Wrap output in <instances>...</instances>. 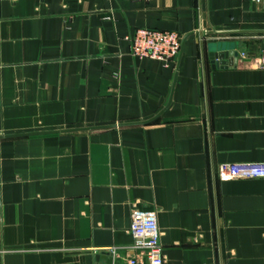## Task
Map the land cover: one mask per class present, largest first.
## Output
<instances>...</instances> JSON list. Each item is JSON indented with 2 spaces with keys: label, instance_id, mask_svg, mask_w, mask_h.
Returning <instances> with one entry per match:
<instances>
[{
  "label": "crops",
  "instance_id": "0c3cea01",
  "mask_svg": "<svg viewBox=\"0 0 264 264\" xmlns=\"http://www.w3.org/2000/svg\"><path fill=\"white\" fill-rule=\"evenodd\" d=\"M139 27L182 36L178 69L131 53ZM262 30L252 0H0V264L112 246L125 263L137 207L157 211L164 264H264V177L217 176L264 162ZM220 42L234 66H213ZM176 74L160 117L120 125L159 113Z\"/></svg>",
  "mask_w": 264,
  "mask_h": 264
},
{
  "label": "built area",
  "instance_id": "2783aa9c",
  "mask_svg": "<svg viewBox=\"0 0 264 264\" xmlns=\"http://www.w3.org/2000/svg\"><path fill=\"white\" fill-rule=\"evenodd\" d=\"M252 1L257 5L264 4V0ZM128 39L131 42V53L134 56L158 59L166 66L176 63L182 46V36L178 32L152 27H139L128 36ZM255 63L257 66L264 67V54L256 58ZM217 176L222 181L264 177V162L259 164L223 163L218 166ZM130 232L134 240L132 248L137 252V257L130 258L125 263H116L119 247L112 246L103 249L112 254L114 264H164L162 232L155 209L135 208L132 212Z\"/></svg>",
  "mask_w": 264,
  "mask_h": 264
},
{
  "label": "water",
  "instance_id": "95a60500",
  "mask_svg": "<svg viewBox=\"0 0 264 264\" xmlns=\"http://www.w3.org/2000/svg\"><path fill=\"white\" fill-rule=\"evenodd\" d=\"M262 31L264 32V30ZM239 32H242V31H229V32L213 31L212 33H239ZM184 43H185V40L182 41L181 51H180L178 62H177V69L179 68V65H180ZM238 56H239L238 51L234 48V46H232L231 43L220 42V43H215V44L213 43L210 45V58H211V61L214 67H220V66L232 67L234 66V64L238 62ZM176 80H177V74L175 75V78H174V82L172 85V91L169 96L167 105L159 113H157L154 117L148 120L130 122V123H121L120 125L146 124L160 117L172 101L173 92H174V88L176 85ZM116 125L117 124L100 125V126L66 129V130H85V129L89 130V129H98V128H105V127H114ZM43 132H47V131H38V132H33V133H43ZM28 134H32V133H28ZM96 260H97V263H100V264H114V258L112 254L106 251H102L101 253L97 254Z\"/></svg>",
  "mask_w": 264,
  "mask_h": 264
}]
</instances>
